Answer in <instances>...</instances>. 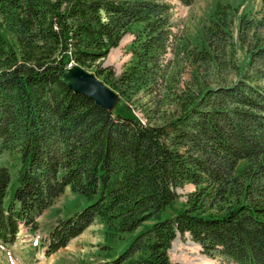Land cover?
Listing matches in <instances>:
<instances>
[{
	"label": "trees",
	"instance_id": "trees-1",
	"mask_svg": "<svg viewBox=\"0 0 264 264\" xmlns=\"http://www.w3.org/2000/svg\"><path fill=\"white\" fill-rule=\"evenodd\" d=\"M0 18L14 39L0 32L2 241H15L20 223L36 231L35 218L69 188L82 203L50 229L47 254L98 220L105 241L98 264H171V244L185 233L227 264H264V45L241 65L218 58L205 38L196 50L183 45L189 76L179 89L165 87L158 101L171 99L176 110L154 125L159 102L148 98L144 121L132 98L158 94L165 82L170 1L0 0ZM126 33L133 34L126 68L118 76L109 67L94 71L120 96L113 111L61 83L69 63L91 67ZM226 69L237 76L226 85L200 76L224 79ZM6 152L19 159L9 201ZM185 183L196 190L173 216L164 214Z\"/></svg>",
	"mask_w": 264,
	"mask_h": 264
},
{
	"label": "rangeland",
	"instance_id": "rangeland-1",
	"mask_svg": "<svg viewBox=\"0 0 264 264\" xmlns=\"http://www.w3.org/2000/svg\"><path fill=\"white\" fill-rule=\"evenodd\" d=\"M168 1L172 4L174 26L172 40L164 60L169 64L165 82L157 88L158 94L154 92L146 94L148 92L145 90L136 93L132 98L135 113L144 121L146 119L140 110L146 108L148 98L154 96L151 101L152 104L154 101H158L161 94L164 95L166 86H170L172 90L179 89L182 82L188 78L190 66L187 61L182 59L184 58L181 53L183 45L196 50L205 38V44H210L211 52L218 58H226L227 60L231 58L238 65L249 58L251 49L264 45V0H195L189 6L182 5L177 0ZM217 20L220 23H215ZM221 25L225 28L220 30ZM0 32L10 42L14 41L2 23H0ZM132 39L133 34L126 33L117 47L112 48L105 57L97 60L86 69L94 73L97 67H109L114 71L115 76H118L132 58L130 51ZM206 73L201 72L200 76L205 84L211 87L229 84L237 77L231 69L224 71V79H221L220 76L217 77L215 72L206 71ZM100 78L102 79L101 76ZM154 104L152 108L155 111L150 113V116H153L150 118L151 124L154 125L164 123L167 116L176 110V104L171 99L159 102L157 106ZM1 158L8 163L10 169L11 179L5 196L6 200L9 201L17 186L16 168L19 165V159L17 154L8 152L4 153ZM175 190L179 197L173 206L165 210L164 214L168 216L183 208L187 194L196 190V187L192 183H185ZM81 203L82 199L76 197L69 188H66L51 206L35 218L37 222L36 231H32L27 225L19 224V232L16 234L15 242L0 247V264H15V262L17 264H98L103 261L104 227L98 220H94L79 235L68 240L64 247L58 248L49 256H37L35 259V255L31 254L38 249L33 242L34 236L39 234L40 240L44 238L50 228L57 225L60 220H64L79 207L76 205ZM17 256L19 262L15 261ZM169 259L171 264H227L217 251L206 253L199 244L190 238L188 233L182 236L177 234L169 249Z\"/></svg>",
	"mask_w": 264,
	"mask_h": 264
},
{
	"label": "water",
	"instance_id": "water-1",
	"mask_svg": "<svg viewBox=\"0 0 264 264\" xmlns=\"http://www.w3.org/2000/svg\"><path fill=\"white\" fill-rule=\"evenodd\" d=\"M60 81L73 92L88 97L95 104L110 112L120 100L118 93L100 80L95 73L76 63L64 71Z\"/></svg>",
	"mask_w": 264,
	"mask_h": 264
},
{
	"label": "bare ground",
	"instance_id": "bare-ground-1",
	"mask_svg": "<svg viewBox=\"0 0 264 264\" xmlns=\"http://www.w3.org/2000/svg\"><path fill=\"white\" fill-rule=\"evenodd\" d=\"M38 246L36 245V248H37Z\"/></svg>",
	"mask_w": 264,
	"mask_h": 264
}]
</instances>
